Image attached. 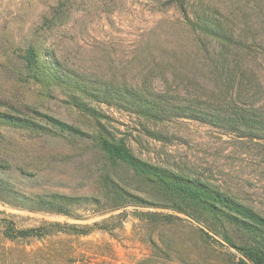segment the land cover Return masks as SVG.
Returning <instances> with one entry per match:
<instances>
[{
    "label": "rangeland",
    "instance_id": "1",
    "mask_svg": "<svg viewBox=\"0 0 264 264\" xmlns=\"http://www.w3.org/2000/svg\"><path fill=\"white\" fill-rule=\"evenodd\" d=\"M180 1L0 0V116L37 127L0 122V179L37 203L56 196L73 201L60 206L71 217L35 213L28 209L48 210L49 204L0 192L8 202H0V211L21 228L48 221L100 223L111 230L66 237L75 253L71 264H253L240 248H264V235L166 206L146 182L107 164L93 142L100 131L123 140L140 159L200 180L264 218V141L188 116L148 120L126 109L122 96V106L103 102L113 85L144 87L151 98L163 95L173 105L189 99V92L214 97L216 75L192 21L221 19L227 28L264 38V0H187V16ZM31 42L42 44L56 61L61 81L40 80L25 69L21 57ZM258 47L264 53V44ZM259 68L244 79L255 87L251 102L263 116L264 68ZM49 117L84 136L63 134ZM102 176L150 206L110 211Z\"/></svg>",
    "mask_w": 264,
    "mask_h": 264
},
{
    "label": "trees",
    "instance_id": "2",
    "mask_svg": "<svg viewBox=\"0 0 264 264\" xmlns=\"http://www.w3.org/2000/svg\"><path fill=\"white\" fill-rule=\"evenodd\" d=\"M186 1H180L178 8L187 16ZM190 23L195 32L198 31L196 32L197 41L204 53L208 55L216 75L214 97L203 98L204 94L201 91L196 95L189 92L192 95L189 99L184 103L173 105L172 101L163 95L151 98L144 87L132 86V88L119 90L113 85L115 88H106L103 102L122 106L120 104L123 103L119 99L122 96L126 109L148 120L160 122L166 117H171L172 114V117L176 116V118L188 116L211 126L227 128L239 137L264 141V115L259 117L256 111L261 109L251 102L257 93H254L255 87H251L244 79L251 69L256 68L255 72H257L259 67L264 68V53L258 47L264 44V38L249 36L244 31V33L239 32L237 26L227 28L228 22L221 19L203 18ZM21 62L26 70L36 71L40 75V80L61 81V74L56 73L58 70L56 61L49 59V52L42 44L29 43L21 57ZM48 121L52 127L58 128L63 134L84 136L82 131L57 119L49 117ZM0 122L26 129L36 130L37 128L29 121L13 117L0 116ZM93 142L107 164L121 166L133 173L136 178L146 182L149 187L158 192L160 198L167 203L166 206H171L178 213L189 216L191 212H194L199 215V218L216 219L226 223V226L240 227L252 236L264 235V218L227 194L200 180L140 159L125 141L102 131L93 139ZM100 182L104 183L103 197L110 198L113 202L110 211L133 204L140 207L150 206L147 199L140 194L135 195L129 192L110 177L102 176ZM0 192L16 195L18 199L31 204H49L48 210L28 209L35 213L46 212L71 217L69 211L60 208L62 204H72L73 201L67 197L56 196L52 197L50 203L45 200L37 203L35 199L15 192L2 179H0ZM0 202L8 204L3 197H0ZM14 207L20 209V207ZM3 214L4 212L0 211V264H71L75 253L67 247L66 237H83L95 231L110 230L102 227L100 223L80 225L48 221L39 226L21 228L16 221L4 217ZM37 243L41 246L34 247ZM240 249L253 264H264L262 246L252 244Z\"/></svg>",
    "mask_w": 264,
    "mask_h": 264
}]
</instances>
